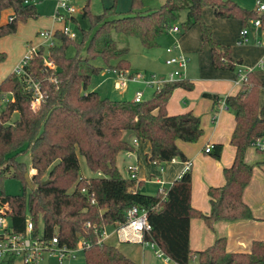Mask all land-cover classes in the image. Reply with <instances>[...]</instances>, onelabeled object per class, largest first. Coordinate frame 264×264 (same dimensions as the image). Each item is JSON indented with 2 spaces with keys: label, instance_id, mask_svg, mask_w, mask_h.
Segmentation results:
<instances>
[{
  "label": "trees",
  "instance_id": "trees-1",
  "mask_svg": "<svg viewBox=\"0 0 264 264\" xmlns=\"http://www.w3.org/2000/svg\"><path fill=\"white\" fill-rule=\"evenodd\" d=\"M36 1L42 0H0V39L16 34L19 23L40 18ZM206 7L216 18L238 19L245 25L259 18L264 29V14L234 0H163L159 8H145L141 0H133L126 13L112 6L101 14H93L86 5L83 18L89 28L80 29L81 40L75 41L58 30L56 43L48 49L57 71L44 70L43 47L28 67L46 91L38 111L32 109V94L15 73L0 83V96L10 95L0 111V209H6L9 231L25 233L30 220L33 236L42 240L56 235L61 245L75 247L83 239L87 243L85 264H138L117 246L98 243L95 233V229L123 224L128 210L138 206L147 211L151 225L145 240L156 242L179 264H190L195 257L199 264H264L263 240H254L247 252H229L225 237L201 251L190 247L194 218L202 219L209 229L219 221L254 219L243 199L254 172L245 154L254 139L264 137V106L260 103L264 83L246 72L239 92L224 99L235 114L230 142L236 153L233 164L223 170L225 184L208 189L209 213L192 205L191 169L169 189L148 195L138 190L143 183L124 177L117 164L121 153L135 150L133 139L150 143V162L188 161L178 142H197L204 134L201 119L192 111L170 115L167 105L177 88L193 90V84L186 79L168 83L141 102L102 98L97 91H88L92 75L102 70L93 65L98 58L113 70L131 71L126 59L128 49L118 47L114 32L138 38L144 48L153 49L173 26L185 34L199 25L202 43L210 47L213 66L230 71L239 68L232 47L213 40L212 27L203 18ZM6 11H11L10 17L2 21ZM183 11L186 19L180 22ZM71 46L76 49L73 56L67 53ZM6 59L7 54L0 51V64ZM204 96L215 103L220 101L217 95ZM222 151L223 145L215 144L209 154L220 159ZM27 153L32 157L31 166L18 160ZM79 155L85 158L93 177L81 176ZM31 169L35 171L32 188L26 178ZM7 178L20 181L24 191L30 187L29 193L8 194ZM5 264H14L13 259Z\"/></svg>",
  "mask_w": 264,
  "mask_h": 264
},
{
  "label": "crops",
  "instance_id": "crops-1",
  "mask_svg": "<svg viewBox=\"0 0 264 264\" xmlns=\"http://www.w3.org/2000/svg\"><path fill=\"white\" fill-rule=\"evenodd\" d=\"M234 1L242 7L256 11L258 9L257 1H261L264 4V0ZM143 4L145 8H149L145 2ZM86 5H90V0L87 1ZM258 13L264 14V12ZM203 18L212 27L213 40L222 45L231 46L234 59L239 61L241 65L234 71L216 69L212 64L210 47L202 43L200 27L198 25L193 26L180 39L181 46L179 47V51L183 52L189 58V63L185 70V79L191 82L194 87L193 90L177 88L169 100L167 112L170 115H177L192 111L201 119L204 134L200 140L195 144L179 141L178 145L187 160L192 164V205L204 213H209L211 206L208 189L210 187H221L225 184L223 170L233 164L236 153L235 147L230 142L235 127V114L223 104V101L227 96L235 95L239 92L243 84L241 76L246 72H252L259 81L264 83V29L261 26L254 25L252 21L245 25L238 19L216 18L211 8L204 9ZM244 29H247L248 33L245 36H241V31ZM163 38L164 36L158 42L159 44L161 42L163 43L162 50L165 53L163 57L166 59L167 53L165 48L168 44L162 41ZM178 43L179 41L175 42V44ZM26 51L24 48L13 66L4 69L2 67L4 63L0 64V83L13 73ZM155 68L156 70L151 73H156L161 76H166L170 70L165 64V61L163 65H157ZM141 71L147 73V69L142 70L133 67H131L130 72ZM205 93L217 95L220 101L215 103L212 99L205 97ZM149 97L150 95L146 99ZM1 100H8V98L6 96L1 97ZM260 103L261 106H264V88H261L260 91ZM215 144L223 145L220 159H215L209 153L205 152L207 145ZM134 146V151L124 152L119 155L117 164L122 158L125 163L124 169L127 172V178L129 176L127 171L128 166L133 165L137 167L138 181L143 183V186L138 188L139 192L146 194L142 192V189L154 186L153 195H156L160 190L169 189L181 177L185 161L174 159L162 164L150 162L147 160V155L151 151L150 143L148 141H138ZM30 158H32L31 155ZM245 160L248 164L253 165L254 172L251 183L244 191L243 199L251 208L254 219L219 221L215 223L214 229H209L202 219H192L190 247L193 251L204 250L211 246L217 238L221 237L227 239V250L229 252H247L250 250L251 244L255 239L251 235H248L245 230L246 225L262 218L257 216L256 209H254L248 200V194L250 195L254 181L261 177L258 175V172L264 175V153L257 151L251 146L246 151ZM32 171L34 172L33 169ZM158 180L162 183H159ZM116 242L118 241L114 237L113 241H107V243L117 246L136 263L146 264L144 258L146 257L147 248L140 244H127L140 246L141 257H139L133 247L129 248L128 251L123 250L120 245L125 243L117 244ZM149 250L151 258L156 259L152 250ZM156 260L160 264V261L158 259Z\"/></svg>",
  "mask_w": 264,
  "mask_h": 264
},
{
  "label": "built area",
  "instance_id": "built-area-1",
  "mask_svg": "<svg viewBox=\"0 0 264 264\" xmlns=\"http://www.w3.org/2000/svg\"><path fill=\"white\" fill-rule=\"evenodd\" d=\"M56 1L54 19L62 23V28L59 31L75 40L76 35L67 25V21H77L75 16L82 10L77 5L78 0ZM257 4V11L264 12V4L261 1H257ZM252 23L256 26H261V20L259 18L253 20ZM179 30L180 28L178 26H173L170 28L169 32L178 33ZM56 31L58 30L46 29L38 33L40 38H46L48 41L46 50L42 56L43 67L46 71H57L56 63L48 51L49 47L56 43ZM247 33L248 30L244 29L241 31V36H245ZM30 42L32 43V41ZM42 47L45 48L43 41L31 46L13 71L22 81L24 87L31 92V106L34 111H38L41 107L46 98V91L43 89V82L36 78L29 71L28 67L34 56ZM166 53L167 57L165 59V64L170 68L166 76H161L156 73L148 74L146 72L132 73L117 69L114 70L117 76L114 87L118 91L124 93L128 89L129 83L141 84L144 89L135 91L133 98L134 102H141L146 99L144 94L147 91H150L151 96L154 92L160 91L168 83L184 80L189 58L183 52L179 51L178 44L168 47ZM241 80L242 82L246 80L245 73L241 76ZM50 81H56V79L50 78ZM223 102L225 105V100ZM137 143L138 140L134 139L133 144L136 145ZM251 146L257 151L264 153V137L254 139ZM212 149L213 145H207L205 147V152L209 153ZM191 165L190 161H185L182 174L189 171ZM127 171L129 173L128 178L138 180L136 166L129 165ZM98 175H100V173ZM158 182L162 183L160 180H158ZM83 192H85V190H83ZM92 202L94 203V200ZM5 213V208L0 209V264H5L10 259H13L14 264L17 259H21L23 264H38V261L45 252L53 251L58 252V260L60 264H62L65 261L76 259L77 253L79 251H84L87 246V243L83 239H81L75 247H69L66 244L61 245L56 235L48 241L42 240L40 237H34L33 224L30 220L26 223L25 233H13L8 230L9 222ZM150 230L151 225L147 219V211L135 206L128 210L126 221L123 224L95 229V233L98 235V243L107 242L110 238L114 237L119 243L140 244L145 248L151 249L156 259L160 261V264H179L167 255L156 242L145 240V235Z\"/></svg>",
  "mask_w": 264,
  "mask_h": 264
},
{
  "label": "rangeland",
  "instance_id": "rangeland-1",
  "mask_svg": "<svg viewBox=\"0 0 264 264\" xmlns=\"http://www.w3.org/2000/svg\"><path fill=\"white\" fill-rule=\"evenodd\" d=\"M88 0H78L77 5L79 6L80 13H78L75 17L77 21H67V25L70 27L71 31L75 33V41H80L82 37V32L80 29L87 30L89 28V23L86 19L83 18V7L87 4ZM145 2L146 6L149 8H159L162 4V0H141ZM133 0H90V10L93 14H101L104 9L110 8L112 6L116 7V10L120 13L128 12L132 7ZM57 1L56 0H42L36 1V7L38 12L40 13V18L37 20H29L27 23H19L18 30L16 34L6 36L0 40V51L5 52L7 54V59L2 65L4 69L13 66L15 61L18 59L20 54L23 52V49L29 50L31 46L36 45L37 43L43 41L45 50L48 44L46 38H40L38 33L40 31H44L46 29L54 30L61 29L62 23L55 21V8ZM208 7L204 8L207 9ZM204 11V10H203ZM11 11H6L3 14L2 21H7L10 17ZM186 19V12L183 11L180 14V22ZM199 26V25H198ZM200 27V26H199ZM175 34V35H174ZM182 30L180 29L178 33L168 32V34L164 35L163 42L168 44V47H171L178 42V46H181V38L183 37ZM163 37V36H162ZM113 39L117 42L119 48L126 47L128 49V54L126 55V59L129 60L131 67L135 69H147V73L151 74L152 71L156 70L157 65H163L165 61V57L162 50L163 43L161 42L158 47L153 49H146L142 46L140 40L135 37L126 36L122 33H113ZM29 40V42H27ZM32 40V43L30 42ZM182 48V47H181ZM233 50V49H232ZM68 55L73 56L76 54V49L74 46H71L68 49ZM85 54V51L82 52ZM112 64H116L113 62ZM93 65L101 67L102 70L93 74L91 77V81L88 87V91H97L102 98H110L112 100H131L134 96L136 90L144 89L141 84L129 83L128 89L123 93L118 91L114 87L115 80L117 78L116 73L112 68L107 67L104 61L101 58L93 61ZM230 71V70H228ZM144 72V71H141ZM150 95V91H147L144 94V97H148ZM7 98H10V95H7ZM5 102L1 100L0 96V111L4 108ZM200 140V139H199ZM198 140V141H199ZM197 141V142H198ZM195 142V143H197ZM194 143V144H195ZM193 144V143H192ZM19 161L26 163L28 166L31 165L30 153H27L23 156L18 157ZM80 165H81V176L90 178L93 177V173L88 168L86 160L83 156L79 155ZM124 161L122 158L118 162V167L121 174L124 177H127V172L124 169ZM30 177L35 173L32 169L30 170ZM261 177L257 178L254 181L253 186L250 190V195L248 194V200L253 205L254 209H256V214L259 216L260 220L251 222L246 225L245 230L248 235L255 240H263L264 241V175L259 174ZM153 188H145L142 189V192L146 194L153 195ZM5 191L8 194L18 195L26 192L27 194L30 191V187H28L25 191L20 181L7 178L5 181ZM40 232L42 234L43 223L39 222ZM113 241L109 239V241ZM111 243V242H110ZM117 244H120L116 242ZM123 250H129V248L133 247L135 252L138 253L139 257H141V248L139 245H120ZM246 250V249H240ZM248 250V249H247ZM149 248L146 249V264H156L157 260L151 258ZM138 258V257H137ZM15 264H23L21 259H17ZM38 264H60L58 260V252H45L42 258L38 261ZM62 264H85L84 253L83 251H79L77 253L76 259L65 261ZM158 264V263H157ZM190 264H199L198 259L195 258L191 261Z\"/></svg>",
  "mask_w": 264,
  "mask_h": 264
},
{
  "label": "water",
  "instance_id": "water-1",
  "mask_svg": "<svg viewBox=\"0 0 264 264\" xmlns=\"http://www.w3.org/2000/svg\"><path fill=\"white\" fill-rule=\"evenodd\" d=\"M26 178H27V182H28L29 186L32 188L33 185L31 183V177H30V174L29 173L26 174Z\"/></svg>",
  "mask_w": 264,
  "mask_h": 264
}]
</instances>
